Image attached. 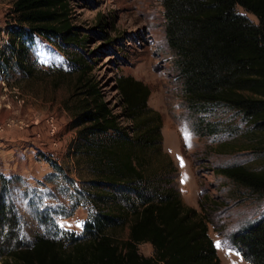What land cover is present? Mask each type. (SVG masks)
I'll return each instance as SVG.
<instances>
[{
    "label": "rangeland",
    "instance_id": "374dc122",
    "mask_svg": "<svg viewBox=\"0 0 264 264\" xmlns=\"http://www.w3.org/2000/svg\"><path fill=\"white\" fill-rule=\"evenodd\" d=\"M13 2L0 0V183L9 181L6 197L21 216L19 237L25 242L47 235L69 247L71 238L86 236L88 222L105 208L124 216L106 227L115 240L125 239L131 209L140 206L138 190H101L109 196L102 199L90 195L93 187L86 180L96 178L90 164L70 154L77 132L71 125L76 111L71 94L79 62L84 61L85 78L97 83L115 112L123 107L120 75L130 74L150 88L147 102L161 114V143L159 151L146 152L143 194L173 186L184 203L209 220L208 233L221 264H250L232 236L264 215V191L252 190L216 168L242 164L264 170V150L254 147L262 135H253L234 108L186 102L176 54L164 31L161 0H70L71 23L85 41L35 35L22 63L10 47L14 36L7 28L15 22ZM236 9L258 22L242 5ZM13 39L18 45L20 39ZM120 120L122 125L131 122ZM138 250L154 255L149 241L139 243ZM0 264L10 263L0 258Z\"/></svg>",
    "mask_w": 264,
    "mask_h": 264
},
{
    "label": "trees",
    "instance_id": "16d2710c",
    "mask_svg": "<svg viewBox=\"0 0 264 264\" xmlns=\"http://www.w3.org/2000/svg\"><path fill=\"white\" fill-rule=\"evenodd\" d=\"M164 31L176 54L178 75L186 102L205 108L224 104L238 110L261 133L255 148L264 150V0H161ZM242 5L253 13L255 23L236 9ZM70 0H14V23L8 28L11 49L19 63L35 35L60 38L76 44L86 36L74 30ZM101 27L105 23L101 18ZM29 41V42H28ZM18 42V41H17ZM83 60V58H82ZM87 63L79 62L73 88L76 97L71 125L77 128L70 154L90 164L87 183L93 197H109L108 189L139 192L140 206L133 205L125 239L115 240L107 231L124 216L97 211L86 225V236L73 237L70 246L47 235L30 241L19 237L20 214L6 197L8 182L0 183V258L10 264H221L208 233V219L184 203L173 186L145 195L147 150H160L161 114L149 106V86L130 74L118 77L122 111L115 112L101 88L85 78ZM121 117L131 120L122 125ZM218 172L255 191H264V170L242 164L220 166ZM123 187V188H122ZM125 187V188H124ZM100 189V190H99ZM125 189V190H124ZM201 207L203 204L199 202ZM39 214L44 216V210ZM235 248L250 264H264V215L233 233ZM149 241L154 255L139 252L138 244Z\"/></svg>",
    "mask_w": 264,
    "mask_h": 264
},
{
    "label": "snow or ice",
    "instance_id": "6c2138e0",
    "mask_svg": "<svg viewBox=\"0 0 264 264\" xmlns=\"http://www.w3.org/2000/svg\"><path fill=\"white\" fill-rule=\"evenodd\" d=\"M218 248L220 247V244H219V242L217 243V245H216Z\"/></svg>",
    "mask_w": 264,
    "mask_h": 264
},
{
    "label": "crops",
    "instance_id": "0c3cea01",
    "mask_svg": "<svg viewBox=\"0 0 264 264\" xmlns=\"http://www.w3.org/2000/svg\"><path fill=\"white\" fill-rule=\"evenodd\" d=\"M225 262V261H224ZM225 264H228L227 262H225Z\"/></svg>",
    "mask_w": 264,
    "mask_h": 264
},
{
    "label": "built area",
    "instance_id": "2783aa9c",
    "mask_svg": "<svg viewBox=\"0 0 264 264\" xmlns=\"http://www.w3.org/2000/svg\"><path fill=\"white\" fill-rule=\"evenodd\" d=\"M0 128H1V125H0Z\"/></svg>",
    "mask_w": 264,
    "mask_h": 264
}]
</instances>
